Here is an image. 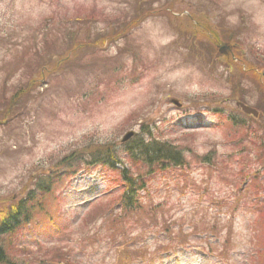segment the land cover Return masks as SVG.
<instances>
[{
  "label": "rangeland",
  "instance_id": "374dc122",
  "mask_svg": "<svg viewBox=\"0 0 264 264\" xmlns=\"http://www.w3.org/2000/svg\"><path fill=\"white\" fill-rule=\"evenodd\" d=\"M130 132L183 164L131 162ZM57 169L39 233L5 236L11 261L264 264V1L0 0V208Z\"/></svg>",
  "mask_w": 264,
  "mask_h": 264
},
{
  "label": "trees",
  "instance_id": "16d2710c",
  "mask_svg": "<svg viewBox=\"0 0 264 264\" xmlns=\"http://www.w3.org/2000/svg\"><path fill=\"white\" fill-rule=\"evenodd\" d=\"M126 154L131 162L140 163L144 168H152L156 164L165 166L169 162L183 164V153L179 150H175L170 144L163 142L157 143L154 140L146 142L144 139H136L126 146ZM104 153L106 157H102L99 154V158L96 164L108 168L111 171H115L117 181L120 183H127L130 186V195H134L135 190L139 187L141 179L134 175L131 165L123 166L119 153H110L109 149H105ZM94 159V158H93ZM74 157H67L62 161L65 168L74 171L78 170L76 167ZM61 176L59 170L55 171V174L47 175L38 179L37 184L33 190L27 192V194L16 201L13 206L0 208V264H18L17 261H11L8 257V246H6L4 238L6 235L13 233L22 223L31 224L36 220V212L48 211L45 210L44 201H39L36 204V198L43 194L48 193L53 182ZM129 200L133 202L130 197ZM138 206L137 203H132L130 208ZM52 207H50L49 211ZM131 210V209H130ZM45 213V212H44ZM37 228V227H36ZM27 260V259H26ZM28 261V260H27ZM25 264V260H24Z\"/></svg>",
  "mask_w": 264,
  "mask_h": 264
},
{
  "label": "water",
  "instance_id": "95a60500",
  "mask_svg": "<svg viewBox=\"0 0 264 264\" xmlns=\"http://www.w3.org/2000/svg\"><path fill=\"white\" fill-rule=\"evenodd\" d=\"M240 107H241V109L246 113V114H248V115H253V116H255V117H257V113L254 111V110H252V109H250V108H248V107H246L245 105H240ZM132 135L130 134V135H127L125 138H124V141H127L128 140V138H130Z\"/></svg>",
  "mask_w": 264,
  "mask_h": 264
}]
</instances>
